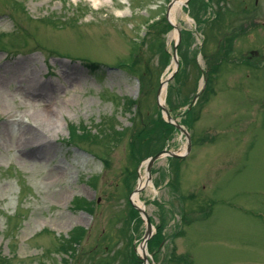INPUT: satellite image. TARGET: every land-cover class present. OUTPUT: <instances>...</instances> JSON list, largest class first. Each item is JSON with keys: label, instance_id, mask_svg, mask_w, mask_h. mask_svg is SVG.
Here are the masks:
<instances>
[{"label": "rangeland", "instance_id": "obj_1", "mask_svg": "<svg viewBox=\"0 0 264 264\" xmlns=\"http://www.w3.org/2000/svg\"><path fill=\"white\" fill-rule=\"evenodd\" d=\"M172 2L0 0V264H264V0Z\"/></svg>", "mask_w": 264, "mask_h": 264}, {"label": "bare ground", "instance_id": "obj_2", "mask_svg": "<svg viewBox=\"0 0 264 264\" xmlns=\"http://www.w3.org/2000/svg\"><path fill=\"white\" fill-rule=\"evenodd\" d=\"M186 0H175V2L173 3L171 9H170V22L174 25L177 26V9L178 7H182V5H184ZM178 33V31H176ZM165 85V84H164ZM162 102H163V98H161ZM50 104H45L44 108H47ZM0 116L4 117V120L6 121H11L13 119L14 122V118L15 116L13 115L12 110H10V108H6V107H0ZM14 116V118H13ZM19 119V122L22 126V136L21 138L22 140V146L23 147H40L42 145V143L47 142L46 141V137L47 135L44 134V132L42 130H40L38 127H36L35 125H33V123H31L29 120H26L23 116L17 118V120ZM144 182H142L140 184V187L144 186ZM133 200L135 201L136 204H138L140 207L144 208L142 202H141V198L139 196V194H134L133 195Z\"/></svg>", "mask_w": 264, "mask_h": 264}, {"label": "water", "instance_id": "obj_3", "mask_svg": "<svg viewBox=\"0 0 264 264\" xmlns=\"http://www.w3.org/2000/svg\"><path fill=\"white\" fill-rule=\"evenodd\" d=\"M174 59H175L177 65L179 66V61H178L177 51H176V49H175V53H174ZM177 69H178V68H177ZM164 110L167 112L166 108H164ZM168 118H169V119L171 118V116H170L169 114H168ZM178 127H179L180 129H183L181 125H178ZM183 131L185 132V134H186V136H187V138H188V151H187V153H189L190 150H191V145H192V143H191V137H190V134H189L188 131H186V130H183ZM166 154H170V155H172V156H177V157H178V156H183V155H180V154H177V153H175V152L168 151V150H163V151L158 152L157 154L151 156V157L148 159V163H147V171H148V177H149L148 179H149V180H151V178H152V174H151L152 166L154 165V163H155L159 158H161L162 156H164V155H166ZM139 190H140V188L137 189V192H138ZM133 204H134V206H135L136 208L139 209V211L145 216V218H146V220H147V228H146L145 238H144V241H143V243H142V245L144 246V245L147 243L148 239H149V238L152 236V234H153V224H152V222H151V219H150L149 214L145 211V209L142 208V207H140L139 205H137V204L134 203V202H133ZM144 248H145V246H144ZM145 258H146V257H145Z\"/></svg>", "mask_w": 264, "mask_h": 264}, {"label": "trees", "instance_id": "obj_4", "mask_svg": "<svg viewBox=\"0 0 264 264\" xmlns=\"http://www.w3.org/2000/svg\"><path fill=\"white\" fill-rule=\"evenodd\" d=\"M77 240V239H76ZM75 242V241H74Z\"/></svg>", "mask_w": 264, "mask_h": 264}]
</instances>
